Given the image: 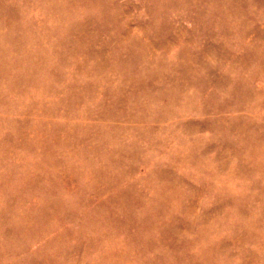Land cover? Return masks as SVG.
<instances>
[{
    "label": "rangeland",
    "instance_id": "obj_1",
    "mask_svg": "<svg viewBox=\"0 0 264 264\" xmlns=\"http://www.w3.org/2000/svg\"><path fill=\"white\" fill-rule=\"evenodd\" d=\"M0 264H264V0H0Z\"/></svg>",
    "mask_w": 264,
    "mask_h": 264
}]
</instances>
